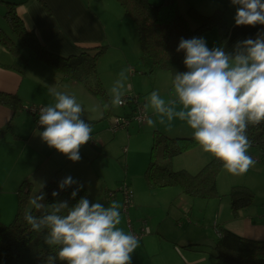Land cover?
I'll return each mask as SVG.
<instances>
[{
	"label": "clouds",
	"instance_id": "obj_1",
	"mask_svg": "<svg viewBox=\"0 0 264 264\" xmlns=\"http://www.w3.org/2000/svg\"><path fill=\"white\" fill-rule=\"evenodd\" d=\"M231 3L237 9V27L264 25V0ZM181 51L187 71L174 74V98L166 101L157 91L146 98L147 125L156 123L147 116L149 109L169 129L176 119L185 122L199 147L221 161L228 173H247L255 164L248 154V129L264 124V33L238 43L232 53L224 47L209 49L202 37L181 38L177 52ZM129 71H120L110 89V101L103 104L104 111L124 104ZM49 94L54 103L40 109L38 123L43 131L39 136L49 148L79 162L81 148L92 140V125L83 118L84 108L75 96L52 86ZM40 185L41 191L30 197L38 215L29 212L25 220L32 231L46 232V245L58 249L56 256L45 257V264H57V259L62 264H132L139 241L120 227L118 202L105 207L85 196L74 206L66 200L47 204L44 184ZM73 185L76 188L71 198L75 200L83 186L71 176L60 181L59 189L64 191ZM52 196L58 197L59 192L53 191Z\"/></svg>",
	"mask_w": 264,
	"mask_h": 264
},
{
	"label": "crops",
	"instance_id": "obj_2",
	"mask_svg": "<svg viewBox=\"0 0 264 264\" xmlns=\"http://www.w3.org/2000/svg\"><path fill=\"white\" fill-rule=\"evenodd\" d=\"M15 1L19 3L17 12L26 26L35 30L44 45L62 55L75 54L82 47L100 44H107L111 47L106 42L112 41L113 35L110 30L115 28L110 18L113 22L117 19L120 25L130 28L129 19L122 16L123 9L114 0ZM150 1L158 4L162 0ZM180 1L178 0L179 7L181 6ZM189 3L188 9L194 7L206 15L213 14L217 10H224V20L229 27V35L225 40L221 42L218 28H213L198 37L205 39L209 49L224 47L226 52L232 53L238 43L248 38L256 39L258 34L264 33V25L237 27L235 25L237 9L232 5L231 0H190ZM5 10L6 5L0 1V22L5 21ZM188 17L190 23L196 24L194 17L189 15ZM13 61L14 57L11 53L0 46V91L18 95L21 102L25 104L47 106L54 103L53 97L49 94V86L66 93L67 90L70 91L74 86L81 84L37 58H30L24 74L4 66L12 64ZM130 89L131 92L128 93H135L132 87ZM128 93L126 92L125 95ZM149 115L152 118L151 113ZM152 119L156 121L153 129H159L170 135L193 133L185 122L178 119L172 122L170 129L166 124L161 125L155 117ZM7 124L10 125V131L0 139V194H7L8 199L5 202L0 201V221L10 222L13 219L17 207V190L25 179L32 182L30 197L35 196V191L41 183L45 184L55 175L62 179L71 176L75 181L86 186L82 174L72 170L71 160L55 149L49 148L42 141L39 133L43 129H37L34 117H31L28 112L25 113L21 108L14 110L0 103V128ZM164 188H177V191H173L174 194L176 192L185 194L176 186ZM162 189L150 190L156 192ZM225 208L228 213L223 216L218 214V218L213 221L216 235L213 232L203 231L199 227L194 230H190L189 226L184 227L191 222L190 217L185 215L182 209L174 211L172 215L176 225H180L178 226L179 231L175 234L166 232L159 223H153L150 228L151 235L149 234L148 237L144 235L138 239L139 247L133 256L137 254L139 264H215L213 247L220 237L221 228L230 229L244 237L264 239V209L248 205L234 212L230 199ZM229 208L234 215L230 214ZM168 215H171L170 212ZM2 217L7 220H3ZM151 239L154 241L153 248L146 244ZM195 243L199 245L188 246Z\"/></svg>",
	"mask_w": 264,
	"mask_h": 264
},
{
	"label": "trees",
	"instance_id": "obj_3",
	"mask_svg": "<svg viewBox=\"0 0 264 264\" xmlns=\"http://www.w3.org/2000/svg\"><path fill=\"white\" fill-rule=\"evenodd\" d=\"M6 5L4 18L9 29L0 27V46L14 57L10 65H4L24 74L30 58L34 57L44 64L56 69L81 83L89 91L101 98L102 104L109 102L98 72L99 57L109 48L107 44L82 47L78 53L62 55L49 49L42 43L33 28H28L23 18L17 12L18 2L15 0H0ZM123 9L125 17L131 18L139 34L142 50L141 60L148 72L153 76L159 70L171 73L172 80L176 72L187 71L184 64L185 53L177 52L181 38L200 37L203 33L218 28L221 42L229 35V27L224 20V10H217L206 15L196 8L190 7L188 15L196 20L191 27L188 15L180 11L178 0H162L158 4L150 0H116ZM0 103L14 110H24L27 104L21 102L18 95L1 92ZM30 104V103H28ZM111 108V107H110ZM109 108L106 116L111 113ZM128 111L126 115H130ZM10 131L7 124L0 128V139ZM251 147L264 151V124L248 129ZM149 163L144 176L150 189L164 187H179L183 193L203 199L219 197L217 178L223 164L212 157L196 173L187 169L174 170L171 162L173 157L199 146L193 139V133L187 135H170L159 129H154ZM61 177L55 175L43 187L46 193L45 203L68 201L74 206L82 197L90 194L82 183L75 200L71 193L76 185L60 191ZM32 182L25 179L17 190V207L13 219L4 223L0 221V264H45L47 255L56 256L58 249L45 244L46 232H34L25 220L29 212L38 215L33 208L27 211ZM41 191L38 188L35 195ZM58 191L59 196L53 197L52 192ZM230 205L234 212L245 208L253 202L254 192L248 186L235 185L228 193ZM91 202V200H90ZM220 237L214 245L215 264H264V239H253L241 236L234 231L221 228ZM199 243L188 246H198ZM57 264L62 262L57 259Z\"/></svg>",
	"mask_w": 264,
	"mask_h": 264
},
{
	"label": "rangeland",
	"instance_id": "obj_4",
	"mask_svg": "<svg viewBox=\"0 0 264 264\" xmlns=\"http://www.w3.org/2000/svg\"><path fill=\"white\" fill-rule=\"evenodd\" d=\"M180 2V11L187 15L190 0H181ZM122 16H125L124 12ZM126 18L129 19V29L120 25L117 19L116 22H113V19L110 18L115 28L110 30L113 35L112 41L106 42L111 47L107 48L98 60L97 68L105 98L110 101V89L120 71L125 68L130 69L127 73L129 78L126 82V92H131L130 88L132 87L144 105L147 103L146 98L153 91L159 92L166 101L174 98L171 73L167 70H159L152 76L148 72L146 65L141 60L142 50L135 24L131 18ZM190 25L195 27L192 22ZM0 27L6 31L9 29L6 20L0 22ZM70 91L67 90L66 93L75 96L77 102L81 103L84 108L83 118L92 125V140L81 148V160L79 162L71 161L70 165L72 170L80 172L85 179L92 203L98 201L105 207L110 206L113 201L119 203L122 217L120 227L126 232L133 233L132 230L140 232L143 227L151 228L153 223H159L166 232L175 234L179 231L178 226L180 225H176L172 214L174 211L182 209L185 215L191 219V222L184 227L189 226L190 230L199 227L203 231L213 232L216 235L213 221L218 218V214L223 216L228 213L225 205L229 202L228 193L235 184L249 186L254 192V200L249 206L264 209V151L260 148L251 147L249 149L248 154L253 158L255 164L247 173L234 176L224 168L222 169L217 181L219 197L203 199L177 194V192L174 194L173 191H177V188H163L152 192L148 187L144 172L150 159L154 126L149 127L147 122L139 126L136 121H131L127 126L114 130L113 118L130 111L129 105L110 108L111 113L106 116L101 98L82 84L74 86ZM24 112L27 113L26 110ZM148 112L151 113L152 118L155 117L159 122V117L154 115L151 109ZM29 115L33 117L31 113ZM211 157V154L205 153L197 146L173 157L171 165L174 170L187 168L189 172L196 173ZM125 185H128L132 199L128 207L125 205V196L122 191ZM6 195L0 194V201H7L8 196ZM124 207L128 209L124 210ZM31 208L29 199L27 211ZM169 212L171 215H168ZM229 212L234 215L231 209ZM2 219L7 220L5 217ZM149 234H145L147 235L145 237L151 235ZM152 234L155 235V232L152 231ZM153 243L154 241L151 239L146 244L153 248ZM134 258L132 264H139L137 254Z\"/></svg>",
	"mask_w": 264,
	"mask_h": 264
},
{
	"label": "built area",
	"instance_id": "obj_5",
	"mask_svg": "<svg viewBox=\"0 0 264 264\" xmlns=\"http://www.w3.org/2000/svg\"><path fill=\"white\" fill-rule=\"evenodd\" d=\"M126 105L130 106V115H117L113 118V128L114 130H117L119 128H122L124 126H127L131 121H136L139 126H142L145 122L146 119H144L145 116V109H144V102L140 101V96L135 93H128L127 95L124 96V104L121 105L125 107ZM43 106L36 105V104H26L24 106V110L27 112L31 113L35 119V124L37 128H41V126L38 123L39 120V112L40 109ZM147 116L148 113H147ZM124 192L125 196V205L128 207L130 205V202L132 201L131 199V193L129 191L128 185H125L122 189ZM124 207V210H127L128 208ZM133 234L137 237V239L143 237L145 234L150 233V228L143 227L140 232H137L135 230H132Z\"/></svg>",
	"mask_w": 264,
	"mask_h": 264
}]
</instances>
